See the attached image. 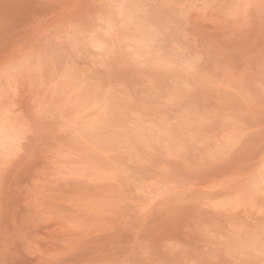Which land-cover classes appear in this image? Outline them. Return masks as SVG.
<instances>
[{
  "label": "clouds",
  "instance_id": "1",
  "mask_svg": "<svg viewBox=\"0 0 264 264\" xmlns=\"http://www.w3.org/2000/svg\"><path fill=\"white\" fill-rule=\"evenodd\" d=\"M0 264H264V0H0Z\"/></svg>",
  "mask_w": 264,
  "mask_h": 264
}]
</instances>
